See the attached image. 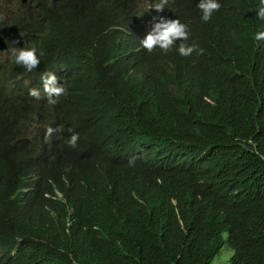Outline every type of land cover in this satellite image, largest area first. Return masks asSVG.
Segmentation results:
<instances>
[{
  "label": "trees",
  "instance_id": "16d2710c",
  "mask_svg": "<svg viewBox=\"0 0 264 264\" xmlns=\"http://www.w3.org/2000/svg\"><path fill=\"white\" fill-rule=\"evenodd\" d=\"M99 1L42 5L29 25L33 41L43 51H72L100 66L142 140L165 154L172 170L165 186L178 198L179 212L156 218L157 202L135 207L132 197L119 194L123 188L106 190L89 167L63 152L26 200L13 199L0 176V250L12 244H3L7 232L18 237L30 264H211L227 242L231 264H264V49L254 38L264 26L257 17L260 1L246 0L243 18L227 3L225 17L217 11L205 23L200 0H172L189 25L187 44L204 49L189 57L178 45L167 54L140 49L143 34L103 36L99 25L108 26L98 15ZM128 2L107 6L118 25L131 28L144 19L127 18ZM67 3L89 4L95 23L82 5ZM73 187H79L72 193L77 204L45 197L51 189ZM71 207L92 213L107 236L54 234L55 221ZM8 258L4 252L0 261Z\"/></svg>",
  "mask_w": 264,
  "mask_h": 264
},
{
  "label": "clouds",
  "instance_id": "9594fccd",
  "mask_svg": "<svg viewBox=\"0 0 264 264\" xmlns=\"http://www.w3.org/2000/svg\"><path fill=\"white\" fill-rule=\"evenodd\" d=\"M118 1L95 3L99 17L108 26L99 25L103 36L110 39L109 32H113L121 37L140 38L143 34L139 48L149 53L159 48L167 54L178 45L183 57L193 52L203 54L204 49L187 44L189 25L174 8L175 1L169 4L168 0H129L127 18L135 14L144 19L131 28L118 25L109 14L107 4ZM259 1L257 17L264 20V0ZM54 3V0L48 3L0 0V37L6 43L0 49V176L3 183L13 188V199L20 196L26 200L29 193L43 185L47 168L54 166L57 155L65 152L77 163L89 167L91 176L106 190L123 188L124 192L119 194L132 197L135 207L157 202L155 216L159 219L171 209L178 213L179 200L165 186L172 176L165 154L142 140L138 122L105 81L100 66L81 61L72 51L55 48L43 51L40 43L33 41L35 32L30 23L42 5ZM227 3L236 4L241 18L250 7L246 0H200L201 19L207 23L217 11L225 17ZM67 4L82 5L95 23V13L89 4ZM258 31L254 38L264 49V26ZM5 53L9 63L3 58ZM260 158L264 159V155ZM78 188L51 189L45 192V197L51 203L77 204L72 193ZM87 233L95 238L107 236L97 230L90 212H75L71 207L55 221L56 235L79 240ZM4 234L3 244H12L0 250V256L4 252L9 254L8 261L0 264H30L18 237Z\"/></svg>",
  "mask_w": 264,
  "mask_h": 264
},
{
  "label": "rangeland",
  "instance_id": "374dc122",
  "mask_svg": "<svg viewBox=\"0 0 264 264\" xmlns=\"http://www.w3.org/2000/svg\"><path fill=\"white\" fill-rule=\"evenodd\" d=\"M3 58L6 59L7 63H9L10 60L8 58L7 53L3 55ZM223 236L224 237L227 236L226 232H224ZM232 255H233L232 247L228 243H225L223 248L220 250V252L214 258V260L211 262V264H231Z\"/></svg>",
  "mask_w": 264,
  "mask_h": 264
},
{
  "label": "water",
  "instance_id": "95a60500",
  "mask_svg": "<svg viewBox=\"0 0 264 264\" xmlns=\"http://www.w3.org/2000/svg\"><path fill=\"white\" fill-rule=\"evenodd\" d=\"M5 45V41L0 37V49L4 48Z\"/></svg>",
  "mask_w": 264,
  "mask_h": 264
}]
</instances>
